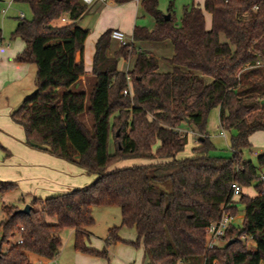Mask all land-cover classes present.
Here are the masks:
<instances>
[{"label": "trees", "instance_id": "16d2710c", "mask_svg": "<svg viewBox=\"0 0 264 264\" xmlns=\"http://www.w3.org/2000/svg\"><path fill=\"white\" fill-rule=\"evenodd\" d=\"M14 1L28 3L32 13L30 19L18 18L12 32L24 43L14 60L34 63L36 71L34 92L11 118L23 129L28 146L96 177L66 192L33 196L28 213L15 204L2 205L0 264H36L29 253L52 259L61 248L63 227L73 229L74 250L104 258L106 247L121 241L142 246L145 264H261L264 181L241 153L251 146L250 134L264 130V0H204L202 8L184 7L180 21L174 17L173 0L168 19L158 0H141L153 26L134 25L132 40H170L173 52L165 59L172 70L159 71L158 57L133 43H120L108 56L113 29L107 28L94 42L93 82L87 93L71 88L86 74L82 54L88 30L77 20L87 4ZM203 11L211 15L209 29ZM63 16L68 20L60 23ZM132 56L131 69L117 68L120 59ZM204 76L211 80L206 83ZM216 106L220 127L235 131L230 158L207 153L206 115ZM85 114L90 127L81 118ZM182 124L196 134L198 145L191 156L178 158L187 143ZM138 157L150 162L108 169L119 160ZM258 163L264 164V153ZM233 182L241 187L254 182L256 194L238 195L244 206L241 223H230L220 243L209 249L207 224L222 212L236 214ZM14 186L0 182V192ZM93 206L120 210V223L108 228L101 250L86 244ZM121 226L133 227L135 239L122 240L117 234ZM16 231L21 242L13 239ZM242 235L252 240H242Z\"/></svg>", "mask_w": 264, "mask_h": 264}, {"label": "rangeland", "instance_id": "374dc122", "mask_svg": "<svg viewBox=\"0 0 264 264\" xmlns=\"http://www.w3.org/2000/svg\"><path fill=\"white\" fill-rule=\"evenodd\" d=\"M130 1L121 4L116 3V6L120 8L108 11L105 17L108 19L115 17L124 20L128 15V9L125 5H129ZM203 3L204 0H173L172 11L175 19L180 21L184 7L195 4L202 8ZM168 5L169 0H158V8L163 13H167ZM3 9H6L5 13L2 12ZM19 12H23L26 19H30L32 16L28 3L14 0H0V27L2 30V40H0V182H11L15 184L12 189L0 192V220L3 217L2 205L28 204L34 196L31 190L34 185L40 184L41 180H31L26 173L30 172L31 169L36 171L45 170L44 159L34 160L28 156L29 150L23 144L24 131L12 120L10 115L19 106L21 101L35 90V64L30 62H16L15 60H8L7 58L9 49H16L21 45L24 46L23 41L19 37L12 36V32L18 22ZM204 14L206 16L207 26L210 27V15L206 11H204ZM59 22L62 23L63 21L60 19ZM137 22L148 28L153 26V19L141 7L138 10ZM120 31L125 33L123 30ZM220 37L222 40L224 39L223 36ZM124 42L131 43L130 37L126 33ZM164 49L163 47L162 50ZM111 52L113 54V51ZM165 57L166 55L161 54L158 58L162 62L168 63ZM76 60H78L77 53ZM134 61L135 56L129 59H120L118 66L124 70H129L133 67ZM204 80L208 83L211 78L204 76ZM92 82L93 78L91 75L85 74L71 88L73 90H83L87 93ZM81 118L86 126L90 127L91 121L89 115L85 114ZM205 129L208 140V155L212 157L230 158L232 156L230 136L235 134V131L232 129H221L217 106L211 108L207 113ZM180 131L186 133L187 143L177 154V157H189L192 155V149L198 145L197 136L186 124H182ZM261 133H263L261 130H256L250 135L249 141L251 146L242 149L241 158L242 160H250L255 165L258 174L264 176V164L259 165L258 163V155L264 153V143H262L264 140ZM148 162L150 160L146 158H126L113 163L108 169L146 164ZM95 177V174L83 172L77 180L81 184L80 187H82L92 182ZM83 179H86V181ZM242 193L246 196H254L256 194L254 182L243 186ZM238 199L239 196L234 198L236 201V214H233V223L235 224H240L243 218L244 206ZM92 216L94 222L88 227V231L93 233L94 237L90 239L89 246L101 250L105 246L108 228L120 223V210L117 206H93ZM48 220L51 222L54 221L53 218H48ZM125 231H129V228H125ZM59 235L62 242L59 253L50 261L42 262V264H53L54 262L56 264H143V250L141 246H133L123 242L110 243L106 247L108 256L104 258L74 250L72 228L63 227ZM18 237L19 233L16 231L13 239H17ZM251 244L253 247V243ZM261 264H264V260H262Z\"/></svg>", "mask_w": 264, "mask_h": 264}, {"label": "crops", "instance_id": "0c3cea01", "mask_svg": "<svg viewBox=\"0 0 264 264\" xmlns=\"http://www.w3.org/2000/svg\"><path fill=\"white\" fill-rule=\"evenodd\" d=\"M140 1L141 0L130 1L129 5H125L126 8L128 9V15L124 20L115 18V17H111L110 19L105 17V14H107L108 11H111L112 9L120 8L116 6V3L113 0H107V1L106 0L105 1L92 0L91 3L87 4L88 6L87 10L77 20V24L80 27L88 30V35L83 44V54H82L84 70L86 74H90L91 72L94 42L96 38L99 36V34L102 33L104 30H106L107 28L123 30L130 37L131 43H133L136 48L150 51L156 56L159 55L157 57H160L161 54L166 55V57L172 54L173 45L168 39H165L162 41L141 40V41L133 42L131 34H132V29L134 25L138 24L137 18H138V10L140 8ZM208 14L210 15V13ZM204 25L206 29L210 28L207 26L205 14H204ZM210 26H211V15H210ZM125 33H124V38H125ZM0 40H2V36ZM115 40L116 39H111L110 46L106 51V54L108 56H111L112 55L111 51L114 52L118 48L119 44L121 43L120 41L116 40L117 42H119L117 44ZM23 47L24 46L21 45V46H18V48L16 49H9L7 53L8 60H14L16 54L19 53L23 49ZM163 47L165 48L164 50H162ZM77 57L79 59L80 57L79 52H77ZM12 65L15 66L14 63H12ZM117 68L120 70H124L123 68H120L118 64H117ZM172 68H173V65L171 63L162 62L158 58V70L159 71L161 72L171 71ZM181 68L185 69L184 67H181ZM261 132H263L261 133V136L263 137V140H264V130H261ZM23 144L25 145L27 150H29L28 156L32 157V159L34 160L41 159V158L44 159L43 161L45 165V170L36 171L34 169H31L30 172L26 173V175H28V177L31 180H35V179L41 180V183L37 184L36 186L34 185V187L31 190L32 191L31 193L35 197L44 198L47 196L69 191L73 188L80 187L81 184L78 183L77 178H79L83 172H86L82 167L78 166L75 163L66 161L62 158L56 157L46 151L32 148L24 142V139H23ZM83 180L86 181V179H83ZM24 205L25 203H22L18 205V207L22 208ZM125 228H129V231H125ZM117 234L124 241H132L136 237V232L133 227L121 226ZM92 237H94V234L90 232L88 238L86 239V244L88 246L90 245V239ZM72 240H73V229H72ZM29 258L31 261L35 262L36 264L38 263L42 264V262H47L51 260V259H45L33 253H29ZM142 263L145 264L144 253H143Z\"/></svg>", "mask_w": 264, "mask_h": 264}, {"label": "built area", "instance_id": "2783aa9c", "mask_svg": "<svg viewBox=\"0 0 264 264\" xmlns=\"http://www.w3.org/2000/svg\"><path fill=\"white\" fill-rule=\"evenodd\" d=\"M84 3L89 4L92 2V0H82ZM100 1H105V0H100ZM10 4V2H9ZM8 4V5H9ZM6 9H3L2 12L5 13ZM18 18H24V13L19 12ZM67 17L63 16L61 17V21L65 22L67 21ZM111 38L116 39L120 41L121 43H125L124 40V33L120 30L113 29L111 32ZM129 92L128 89L124 90V93ZM260 179L264 181V176H260ZM231 188H232V195L233 196H238L242 192V187L237 183L233 182L231 183ZM234 215H232L229 212H222L220 217L210 221L206 228H205V237H206V246L207 248H213L215 245H217L220 242L221 237L224 235L228 225L233 222ZM23 227H20V230H22ZM242 240H247L251 241L252 236H246L242 235L241 236ZM22 240L20 237L17 238V242H21ZM216 262H214L215 264ZM53 264H56L55 262Z\"/></svg>", "mask_w": 264, "mask_h": 264}, {"label": "water", "instance_id": "95a60500", "mask_svg": "<svg viewBox=\"0 0 264 264\" xmlns=\"http://www.w3.org/2000/svg\"><path fill=\"white\" fill-rule=\"evenodd\" d=\"M164 17L166 18V19H168L169 18V14L168 13H164ZM29 209H30V204H25L22 208H20L19 210L21 211V212H23V213H28V211H29ZM1 248V247H0ZM0 252H1V249H0Z\"/></svg>", "mask_w": 264, "mask_h": 264}]
</instances>
